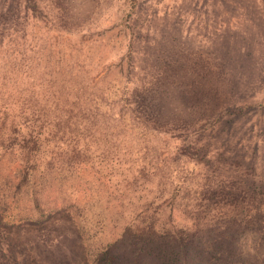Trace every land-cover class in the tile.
I'll use <instances>...</instances> for the list:
<instances>
[{
    "label": "rangeland",
    "instance_id": "obj_1",
    "mask_svg": "<svg viewBox=\"0 0 264 264\" xmlns=\"http://www.w3.org/2000/svg\"><path fill=\"white\" fill-rule=\"evenodd\" d=\"M127 5L0 0V112L14 108L34 126L74 115L83 142L106 147L72 155L82 180L109 197L122 193L124 212L133 204L129 188L111 182L112 163H127L137 151L148 160L137 187L151 178L145 191L158 199L142 215H156L161 233L192 237L200 223L234 218L236 236L248 245L243 230L259 201L264 214V0H135L128 13ZM115 73L127 89L126 126L121 104L103 97ZM134 126L148 135L133 134ZM174 184L184 201L179 194L170 200ZM140 225L129 223L128 233ZM27 232L41 264H80L69 222L56 236ZM251 250L256 264L260 255Z\"/></svg>",
    "mask_w": 264,
    "mask_h": 264
},
{
    "label": "trees",
    "instance_id": "obj_2",
    "mask_svg": "<svg viewBox=\"0 0 264 264\" xmlns=\"http://www.w3.org/2000/svg\"><path fill=\"white\" fill-rule=\"evenodd\" d=\"M126 1L128 13L134 9L135 0ZM27 5L36 14L34 4L28 1ZM116 75L103 88V97L121 104L120 126H126L130 124L127 89ZM20 116L14 108L0 112V264H41L27 230L35 232L36 237L38 233L56 236L64 221L73 225L79 236L80 264H255L249 253L251 246L250 252L260 255L256 264H264L260 201L252 214L254 220L248 219L251 225L246 232L241 229L244 238L250 239L248 245L236 236L240 223L234 218L200 223L192 237L181 236L178 230L166 236L156 215L150 219L142 215L158 200L145 191L152 187L151 178L143 183V189L137 187L138 171L148 163L146 157L135 151L127 163H112L111 182L120 190L132 189L126 191L133 207L124 212L121 207L126 199L122 193H113L112 197L102 193L94 180H82L80 164H74L72 155L80 150L106 151L103 143L83 142L81 120L56 114L47 125L31 126L20 121ZM133 129V134L148 135L145 126ZM108 162L104 158L101 164L109 166ZM175 169L168 166L170 176L174 177ZM180 190L179 185H172L171 201L178 194L184 201ZM134 220L141 224L139 231L128 233Z\"/></svg>",
    "mask_w": 264,
    "mask_h": 264
}]
</instances>
